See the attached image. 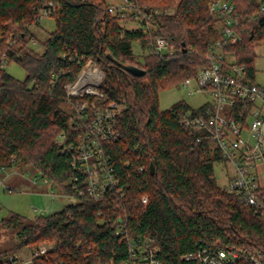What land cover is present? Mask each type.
Wrapping results in <instances>:
<instances>
[{
	"label": "trees",
	"instance_id": "16d2710c",
	"mask_svg": "<svg viewBox=\"0 0 264 264\" xmlns=\"http://www.w3.org/2000/svg\"><path fill=\"white\" fill-rule=\"evenodd\" d=\"M210 2L127 0L135 11L122 17L110 12L107 0H0V58L17 62L27 73L18 80L0 69V168L31 166L52 186L71 192L68 183L77 174L74 150L63 149L76 146L77 132L72 112L66 110V85L89 61L104 73L97 106L126 105L118 116L119 140L104 145L125 195L84 198L75 207L34 219L12 213L2 224L21 241L8 254L53 242L56 249L34 264H126L130 240L136 237L154 238L162 264H197L183 257L196 249L199 239L264 250V218L218 185L214 165L222 160L219 153L180 125L178 113L191 107L179 102L162 111L159 106L161 90L179 86L206 63L205 54L218 37ZM262 6L264 0H237L246 33L242 44L227 49L246 65L251 79L256 49L264 42ZM47 8L53 11L56 29L44 42V52L37 54L28 48L34 39L30 27L40 23V11ZM128 20L140 26L121 25ZM159 37L166 39L172 54L155 53ZM107 54L145 70V75H131ZM89 99L94 97L72 101ZM61 135L66 137L63 145ZM257 195L264 204V187Z\"/></svg>",
	"mask_w": 264,
	"mask_h": 264
},
{
	"label": "built area",
	"instance_id": "2783aa9c",
	"mask_svg": "<svg viewBox=\"0 0 264 264\" xmlns=\"http://www.w3.org/2000/svg\"><path fill=\"white\" fill-rule=\"evenodd\" d=\"M110 12H120L122 17L129 5L110 7ZM209 11L218 20V37L210 44L205 54L206 63L196 74L182 81L179 86L189 89L190 94H204L209 100L197 109L180 112L179 123L193 135L197 142H208L216 150L222 163L230 167L225 190L237 195L249 208L264 218V204L257 191L264 185L260 182L258 165L264 164V86L249 77L245 64L228 51L230 46L242 44L246 28L241 24L242 15L237 0H211ZM264 11V6H262ZM51 9H42L39 22L52 14ZM139 12V11H138ZM156 14L161 10L155 9ZM159 55L172 54L169 43L159 37L154 43ZM5 56L0 58V69L6 67ZM104 79L103 71L92 61L81 70L78 77L66 85L67 99L71 106L72 128L77 132L76 146L65 145L63 152L73 154L76 176L68 183L71 192L53 190L49 196L54 201L61 196L66 199L63 208L75 207L84 198L100 200L109 194L123 197L125 186L111 155L106 154L104 145L119 140L118 116L126 109L123 102H113L106 107L96 104L101 98L100 90ZM94 97V100L73 102L74 97ZM65 136L59 137L62 145ZM128 163L125 164V167ZM3 167L0 171H4ZM49 183L48 180L45 181ZM2 184V181L0 180ZM147 203V197L142 200ZM38 211L37 208L34 209ZM130 262L144 261L145 264H162L160 249L152 237H136L129 243ZM53 242H45L32 248L28 258L8 254L3 264H34V260L56 249ZM186 261L197 264H236L246 260L251 264H264V250L247 246H236L220 240L209 242L199 239L196 249L184 255Z\"/></svg>",
	"mask_w": 264,
	"mask_h": 264
},
{
	"label": "rangeland",
	"instance_id": "374dc122",
	"mask_svg": "<svg viewBox=\"0 0 264 264\" xmlns=\"http://www.w3.org/2000/svg\"><path fill=\"white\" fill-rule=\"evenodd\" d=\"M111 7L118 8L120 5H126L127 0H107ZM133 10L127 11V14H133ZM127 29H137L140 25L132 20L121 23ZM56 29V21L53 17L43 18L38 25L30 27V32L34 36L28 45L30 50L37 54L44 52V42L50 34ZM134 51L139 53V46L134 45ZM257 58L255 59L256 77L255 82L264 86V42L259 43L257 49ZM6 71L18 80H25L27 73L25 69L17 62H8L5 67ZM209 97L204 94H190L189 89L182 86H174L163 89L159 92V106L162 111L168 110L179 102L187 103L191 108L197 109L204 105ZM66 110L71 112V106ZM230 167L222 162H216L214 165V175L218 185L225 188L227 184V173H230ZM258 174L260 182L264 185V164L258 165ZM0 259L20 243L21 239L14 230L4 227L2 221L12 213H17L34 219L38 215H49L59 212L63 209L66 199L57 197L54 201L49 196L53 190L56 194H61V189L51 184H43L41 176L31 166L16 164L13 167L0 172ZM32 181L41 183L35 185ZM50 206L52 211H47ZM37 208L38 211L34 209ZM43 244V243H42ZM41 245V244H40ZM39 246V245H38ZM37 247V246H36ZM34 248V247H33ZM32 248H24L16 253L21 258H28Z\"/></svg>",
	"mask_w": 264,
	"mask_h": 264
},
{
	"label": "water",
	"instance_id": "95a60500",
	"mask_svg": "<svg viewBox=\"0 0 264 264\" xmlns=\"http://www.w3.org/2000/svg\"><path fill=\"white\" fill-rule=\"evenodd\" d=\"M107 57L114 64L121 67L123 70H125L126 72L130 73L131 75H133L135 77H142L145 75V70H143L139 67L133 66V65L123 64V63L119 62L112 54H107ZM150 170H151V173L154 174L155 167L153 164H151Z\"/></svg>",
	"mask_w": 264,
	"mask_h": 264
},
{
	"label": "crops",
	"instance_id": "0c3cea01",
	"mask_svg": "<svg viewBox=\"0 0 264 264\" xmlns=\"http://www.w3.org/2000/svg\"><path fill=\"white\" fill-rule=\"evenodd\" d=\"M255 77H256V74H255ZM255 77L253 78V80H255ZM254 82H255V81H254ZM5 170H6V169H5ZM5 170H4V171H5ZM0 172H1V171H0ZM42 179H43V178H42ZM45 181H46V179H43V180L41 181V183H43V184H50V183H46ZM32 183L35 184V185H39V184H41V183H38V182H36V181H32ZM53 203H55V201L52 202V204H53ZM53 205H54V204H53ZM46 209H47V211H52V209H51L50 206H48ZM51 214H52V213H51Z\"/></svg>",
	"mask_w": 264,
	"mask_h": 264
}]
</instances>
